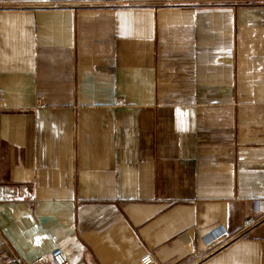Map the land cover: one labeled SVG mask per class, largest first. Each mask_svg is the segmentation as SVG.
<instances>
[{"label":"crops","instance_id":"1","mask_svg":"<svg viewBox=\"0 0 264 264\" xmlns=\"http://www.w3.org/2000/svg\"><path fill=\"white\" fill-rule=\"evenodd\" d=\"M58 247L264 264V0H0V264Z\"/></svg>","mask_w":264,"mask_h":264},{"label":"built area","instance_id":"2","mask_svg":"<svg viewBox=\"0 0 264 264\" xmlns=\"http://www.w3.org/2000/svg\"><path fill=\"white\" fill-rule=\"evenodd\" d=\"M261 218L259 217H250L246 219L243 223L244 231L254 227L260 222ZM143 264H152L154 262L153 257L150 254L143 256L141 259ZM5 264H72L69 260L65 251L61 248H55L48 254H42L35 258L34 260L27 261L12 254V256L7 260Z\"/></svg>","mask_w":264,"mask_h":264}]
</instances>
